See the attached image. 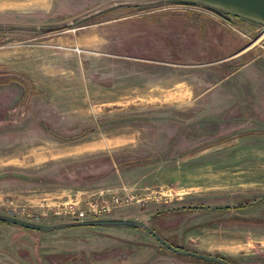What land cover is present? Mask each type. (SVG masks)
<instances>
[{"label":"rangeland","instance_id":"1","mask_svg":"<svg viewBox=\"0 0 264 264\" xmlns=\"http://www.w3.org/2000/svg\"><path fill=\"white\" fill-rule=\"evenodd\" d=\"M0 214L144 219L264 264L261 22L189 0H0ZM0 264L184 255L141 227L0 221Z\"/></svg>","mask_w":264,"mask_h":264},{"label":"water","instance_id":"2","mask_svg":"<svg viewBox=\"0 0 264 264\" xmlns=\"http://www.w3.org/2000/svg\"><path fill=\"white\" fill-rule=\"evenodd\" d=\"M189 1L200 2L203 4H207L210 6L223 9L235 15H240L248 19L259 21L264 27V0H189ZM0 219L39 230H51L57 227L72 226V225H125L132 227H141L148 230L158 242H160L165 247L169 248L170 250L176 253L189 255L204 260L214 261L219 264H229L227 261L212 255H207L191 250H182L173 246L164 238L160 237L154 230L150 229L146 223V220L144 219L119 218V217H92L86 219H76V220H70L64 222H57L52 224L33 222L5 214H0Z\"/></svg>","mask_w":264,"mask_h":264},{"label":"trees","instance_id":"3","mask_svg":"<svg viewBox=\"0 0 264 264\" xmlns=\"http://www.w3.org/2000/svg\"><path fill=\"white\" fill-rule=\"evenodd\" d=\"M188 208V207H187ZM172 210H175V209H173V208H169V209H165V210H161V211H158V212H155L154 214H152V216L153 215H156V214H158V213H167V212H170V211H172ZM5 215H8V214H5ZM9 216H11V215H9ZM14 217V216H13ZM0 221H2V222H8V223H12V224H16V223H13V222H9V221H6V220H3V219H0ZM16 225H19V226H21V227H25V226H23V225H20V224H16ZM148 225V224H147ZM148 227L150 228V229H152V230H154L160 237H162L161 235H160V233L155 229V228H153L152 226L150 227L149 225H148ZM25 228H29V229H33V228H30V227H25ZM35 230H39V229H35ZM148 231V230H147ZM149 232V231H148ZM150 233V232H149ZM151 234V233H150ZM152 235V234H151ZM162 238H164L166 241H168L170 244H172L173 246H175V247H177V248H179V249H182V250H191V249H187V248H184V247H182L181 245H179V244H177V243H174L173 241H171L170 239H168V238H166V237H162ZM167 248V247H166ZM169 249V248H168ZM170 250V249H169ZM172 253H175V254H179V253H176V252H174V251H172V250H170ZM191 251H194V250H191ZM195 252H197V251H195ZM199 253H202V252H199ZM203 254H207V253H203ZM184 255V254H183ZM207 255H211V254H207ZM189 256V255H188ZM212 256H215V257H218V258H221V259H223V260H225V261H227L229 264H232L227 258H225V257H223L222 255H212ZM190 257H192V258H194V259H198V260H201V261H205V262H208V263H214V264H219V263H217V262H214V261H209V260H204V259H200V258H197V257H193V256H190Z\"/></svg>","mask_w":264,"mask_h":264},{"label":"crops","instance_id":"4","mask_svg":"<svg viewBox=\"0 0 264 264\" xmlns=\"http://www.w3.org/2000/svg\"><path fill=\"white\" fill-rule=\"evenodd\" d=\"M175 255H179V254H175ZM184 264H210V263L205 262V261H201L198 259H194L188 255H184Z\"/></svg>","mask_w":264,"mask_h":264},{"label":"built area","instance_id":"5","mask_svg":"<svg viewBox=\"0 0 264 264\" xmlns=\"http://www.w3.org/2000/svg\"><path fill=\"white\" fill-rule=\"evenodd\" d=\"M262 28L264 29V27H263V26H262ZM78 214H79V215H81V214H82V212H79Z\"/></svg>","mask_w":264,"mask_h":264}]
</instances>
